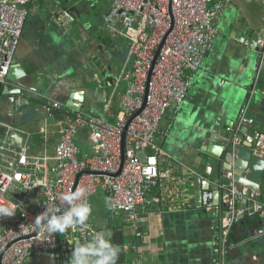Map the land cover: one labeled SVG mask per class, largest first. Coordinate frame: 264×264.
<instances>
[{"label": "crops", "instance_id": "obj_1", "mask_svg": "<svg viewBox=\"0 0 264 264\" xmlns=\"http://www.w3.org/2000/svg\"><path fill=\"white\" fill-rule=\"evenodd\" d=\"M108 5V0H31L28 5L27 23L12 65L22 66L27 75L0 84V119L32 129L47 119L51 124L49 151L71 121L74 108L67 104L75 93L82 94L80 110L112 122L117 119L126 83L112 97V88H101L98 82L130 66L129 45L104 24ZM61 9L73 13L74 22L52 17ZM263 30L260 0H227L219 34L194 74L184 104L178 112L169 110L160 123V131L165 132L160 144L169 156L161 167L170 170L175 190L163 207L140 215L141 237L125 214L113 221L109 218L102 192L93 196L89 220L109 231L112 242L121 247L123 256L119 255L117 264H215L221 214L213 210L212 203L202 201V192L205 187L228 185L226 171L235 167L224 162L223 180H219L220 158L206 149L212 146L209 136L236 127L241 114L252 123L237 126L238 133L264 132V70L257 73L255 40ZM31 78L42 99L30 98L28 103L19 91L33 85ZM53 100L65 103L66 110L54 116ZM77 142L84 151L93 149L87 130L79 132ZM256 190L264 202L263 189ZM224 213L227 216L226 209ZM77 237L78 233L58 234L56 253L31 256L25 264H68L73 246L67 239ZM229 240L225 264H264V217H244L231 229Z\"/></svg>", "mask_w": 264, "mask_h": 264}, {"label": "built area", "instance_id": "obj_2", "mask_svg": "<svg viewBox=\"0 0 264 264\" xmlns=\"http://www.w3.org/2000/svg\"><path fill=\"white\" fill-rule=\"evenodd\" d=\"M260 1L264 6V0ZM30 2L0 0V84L8 80ZM108 2L104 24L129 45L130 66L119 75L98 82L101 88H112V97L121 90V83H126L120 93L116 121L73 109L71 121L49 151L51 128L47 119L38 131L40 143L35 132L0 119V205L17 209L14 216L0 218V264H25L31 256L56 253L58 233L54 237L46 231L37 233L33 222L47 210V205L52 211L64 209L61 193L82 189L92 208L93 196L102 192L109 206V218L114 220L125 214L141 237L140 215L163 207L175 190L170 170L161 167L169 156L160 144L165 135L160 123L169 110L178 112L184 104L194 74L219 34V20L227 0ZM52 17L75 20L67 9L54 12ZM263 70L264 30L257 38V73ZM50 105L56 111L66 110L61 101H50ZM251 123L242 115L238 126ZM81 130L88 132L91 151H84L77 142ZM226 131H234L236 143L250 144L253 154L264 159V132L238 133L235 126ZM14 132L23 136L22 144L11 138ZM141 151L147 153L146 161L138 156ZM236 176L234 168L227 170L226 177L232 183L221 185L226 190L222 203L228 214L221 224L215 264H225L230 232L236 223L247 216L264 217V202L258 191L237 181ZM99 230L88 220L75 232L76 239L83 242Z\"/></svg>", "mask_w": 264, "mask_h": 264}, {"label": "clouds", "instance_id": "obj_3", "mask_svg": "<svg viewBox=\"0 0 264 264\" xmlns=\"http://www.w3.org/2000/svg\"><path fill=\"white\" fill-rule=\"evenodd\" d=\"M59 199L65 204L63 210L52 211L47 205V210L35 218L33 225L37 233L46 231L49 237L57 233L66 236L69 232L82 229L88 222L92 209L85 199L84 190L78 188L73 192L61 193ZM16 213V208L0 205V218ZM110 237L109 231L101 229L83 242L80 239H67V243L73 246L68 264H117L121 247L114 244Z\"/></svg>", "mask_w": 264, "mask_h": 264}, {"label": "water", "instance_id": "obj_4", "mask_svg": "<svg viewBox=\"0 0 264 264\" xmlns=\"http://www.w3.org/2000/svg\"><path fill=\"white\" fill-rule=\"evenodd\" d=\"M257 38H258V35H256V38H255L256 41H257ZM26 75H27L26 70L22 66L21 67L19 66L17 68L11 67L8 73V78L16 79V77L19 78V77L26 76ZM32 83H33L32 86H25L26 90L19 91V94H23L25 96L24 99L28 101V103L30 101V98H34L36 100L42 99L40 95L35 93L38 91V87L33 79H32ZM81 98H82L81 93H75L74 96L71 97V100L68 101L67 105L76 110H80L82 109V107L78 102L83 101V99ZM52 111L54 112V116H56L55 114H59V112H57L54 109H52ZM241 116L236 122L235 128H237ZM234 136H235L234 131L229 133L226 130H223L221 133H219L217 137L215 133L209 136L212 146L208 145L207 146L208 148L206 150H208L209 152H212L213 155L220 158L219 180H223L224 169L226 168L224 165V162L227 161L228 163L233 164V166L235 167L236 169L235 171L237 174L236 176L237 181L241 183H245L255 189H263L264 191V188H263L264 159L257 157L253 154L250 144L236 143L234 141ZM11 138L18 144H22L23 142V136L18 133H15V132L12 133ZM138 156L143 161H146L147 159V153L145 151L139 152ZM229 168L232 169L231 166ZM226 181H228L229 183L228 185H231L232 181L230 180H226ZM213 187L215 188L213 189H210L209 187L204 188L202 192V195H203L202 201L205 204L212 203L213 210H217V209L220 210V214H221L220 224H222L223 216L224 215L226 216V214L224 213V210H225L224 208L226 206L222 203V198H223V195L226 193V190L219 188L217 186H213ZM213 190H216L215 197H214V200L210 201V199H212Z\"/></svg>", "mask_w": 264, "mask_h": 264}, {"label": "rangeland", "instance_id": "obj_5", "mask_svg": "<svg viewBox=\"0 0 264 264\" xmlns=\"http://www.w3.org/2000/svg\"><path fill=\"white\" fill-rule=\"evenodd\" d=\"M49 124H50V122H49ZM51 125V124H50ZM22 127L23 128H25V129H29L30 131L32 130H35V129H37L36 131H34L35 133H36V139L37 138H41V136L38 134V131H39V129H40V125H35V128L34 129H32V128H30V127H27V125H22ZM100 194H101V192H100Z\"/></svg>", "mask_w": 264, "mask_h": 264}, {"label": "trees", "instance_id": "obj_6", "mask_svg": "<svg viewBox=\"0 0 264 264\" xmlns=\"http://www.w3.org/2000/svg\"><path fill=\"white\" fill-rule=\"evenodd\" d=\"M248 217V216H247ZM246 218V217H245ZM114 220H116V219H114ZM113 221V220H112ZM236 225V224H235ZM120 255H122L123 256V252H121V254Z\"/></svg>", "mask_w": 264, "mask_h": 264}]
</instances>
